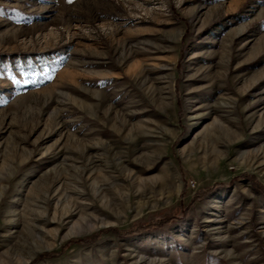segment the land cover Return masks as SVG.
<instances>
[{
    "label": "rangeland",
    "instance_id": "obj_1",
    "mask_svg": "<svg viewBox=\"0 0 264 264\" xmlns=\"http://www.w3.org/2000/svg\"><path fill=\"white\" fill-rule=\"evenodd\" d=\"M0 264H264V0H0Z\"/></svg>",
    "mask_w": 264,
    "mask_h": 264
},
{
    "label": "bare ground",
    "instance_id": "obj_2",
    "mask_svg": "<svg viewBox=\"0 0 264 264\" xmlns=\"http://www.w3.org/2000/svg\"><path fill=\"white\" fill-rule=\"evenodd\" d=\"M84 227L80 226L79 224H74V226L72 227V231L71 232H76L78 229H82Z\"/></svg>",
    "mask_w": 264,
    "mask_h": 264
}]
</instances>
